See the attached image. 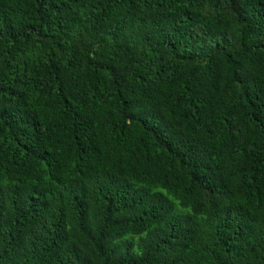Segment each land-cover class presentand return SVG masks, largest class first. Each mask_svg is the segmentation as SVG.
<instances>
[{"label":"trees","instance_id":"16d2710c","mask_svg":"<svg viewBox=\"0 0 264 264\" xmlns=\"http://www.w3.org/2000/svg\"><path fill=\"white\" fill-rule=\"evenodd\" d=\"M0 264H264V0H0Z\"/></svg>","mask_w":264,"mask_h":264}]
</instances>
